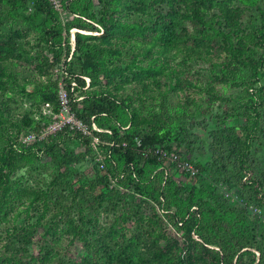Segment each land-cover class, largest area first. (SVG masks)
<instances>
[{"label": "rangeland", "instance_id": "1", "mask_svg": "<svg viewBox=\"0 0 264 264\" xmlns=\"http://www.w3.org/2000/svg\"><path fill=\"white\" fill-rule=\"evenodd\" d=\"M153 1L156 0H49L55 13L50 17L36 11L34 0H0V64L9 74L0 101L11 111L0 133L13 135L7 143L21 153L22 161L13 179L38 194L51 190L46 206L40 200L39 204L18 202L5 219H0V261L5 264L18 255L16 234L30 237L31 242L21 253L25 259L34 257L39 263L43 260L53 264L88 255L72 222L78 219L81 206L86 207L85 229L104 235L112 244L133 236L163 239L169 233L183 234L185 225L177 220L193 214L192 260L197 259L199 264L209 263L210 258L196 243H204L210 233L216 234L209 223L211 209L216 210L217 218L233 221L235 227L251 226L255 233L264 230V195L256 193L247 178L240 180L236 172L216 163L211 135L213 131L235 127L244 136L249 126L255 158L264 168V100L260 96L264 95V0H228V7L240 14L233 26L243 39L240 43L262 63L255 76L243 66L230 75L228 67L220 64L226 58L224 53L220 58L214 55L212 61L195 59L189 65L183 64V54L177 46L162 55L172 60L164 58L168 65L178 69V74L169 78L156 67L159 56L154 51L158 45H149L144 35L116 44L119 56L131 64V56L151 48V60L138 56L142 60L130 72L122 73L127 77L115 92L130 95V105L141 117L151 119L162 112L161 121L171 131L164 145L143 148L138 140L136 158L128 163L123 148L117 151L119 144L110 140L115 130L122 132L131 126L132 116L123 107L112 119L93 117L87 123L81 117L83 99L92 88L86 75V91L75 80L83 73L82 62L74 54L76 37H105L101 22L104 15L120 17L128 24L144 19V10L150 9ZM154 5L155 10L162 6ZM53 29L60 35H54ZM184 43L177 41V45ZM116 64L121 66L122 62ZM150 64L153 67L146 68ZM137 71L142 73L138 80L133 77ZM121 79L117 75V83ZM249 80L257 84L246 91L244 83ZM56 88L59 105L43 97L53 95L55 91L50 89ZM256 89L262 91L257 93ZM24 119L32 120L30 126ZM95 133L108 137L101 141ZM86 135L93 137L90 145L86 144ZM66 153H72L71 167L78 177L90 181L101 180L113 167L108 183L97 186L98 194L107 195L104 204L91 206L84 193L76 195L74 203L71 185L51 189L57 171L52 162ZM74 181L75 187L78 178ZM196 201L200 204H194Z\"/></svg>", "mask_w": 264, "mask_h": 264}, {"label": "trees", "instance_id": "2", "mask_svg": "<svg viewBox=\"0 0 264 264\" xmlns=\"http://www.w3.org/2000/svg\"><path fill=\"white\" fill-rule=\"evenodd\" d=\"M34 1L38 13L54 17L55 13L49 0ZM155 3L162 6L155 10L153 9ZM228 6V0H156L150 4V9L144 10V19H136L132 24L123 23L120 17L104 15L101 22L105 28L106 36L103 38L96 37L87 40L83 35L76 37L74 54L82 62L83 73L78 75L75 80L78 82L79 88L86 91V80L83 78V75H86L91 80L89 88H92V92H88L83 99L84 108L81 117L87 123L93 117L98 119L105 116L112 119L118 116L123 107L132 116L131 126L128 129H123L122 132L115 130L112 133V139L110 136V140H115V144H119L120 149L116 148L117 151L123 148L128 163L133 162L136 158L135 147L138 140L143 148L164 145L170 138L171 131L166 129L169 127L162 123L161 111L155 113L151 119L141 117L136 109L131 107L130 104L133 99L130 95L124 96L115 92L119 91V84L122 85L124 78L127 77L126 75L123 76L122 73L130 72V69L137 66L138 62L142 60H138V56H145V59L151 60V48H145L146 54L139 53L137 57L136 54L131 56V64L124 60L125 58L121 55L119 56L120 49L115 47L116 44L120 45L134 36L144 35L149 45L152 47L158 45L154 51L159 56L155 64L160 70L165 71L169 78L177 75L178 69L168 65L164 58L172 60L168 56L163 58L162 55L167 54L177 46H179V52L183 54V64L189 65L195 59L212 61L214 55L220 58L224 53L227 54L226 58L220 64L228 67L230 75H233L234 69L243 66L249 68L255 76L262 67V63L254 55L248 53L250 49L245 48L240 43L243 39L233 29L234 23H237L240 18V14L239 11ZM127 27H130V30ZM225 28H228L229 31H226ZM53 31L54 35H60L56 29ZM177 41L185 43L177 45ZM190 42L193 43L190 44ZM210 45H213V50H211L215 54H212ZM113 53H118L117 57H113ZM127 60H130V57ZM118 61L122 62L121 66L116 64ZM236 62L240 65L238 66ZM214 65L218 66L217 64ZM152 67L150 64L146 68ZM142 68L145 70L144 67ZM8 75L0 64V97L2 89H5L9 83V78H6ZM117 75L122 78L120 83L116 81ZM133 77L138 80L142 77V73L134 72ZM256 82V80L253 83L251 80L246 81L244 83L246 91L253 88L251 85L255 86ZM50 91H55V93L53 95L45 94L43 97L55 105L61 104L58 99V89H50ZM69 91L71 90L69 89ZM260 91L262 89H256L257 93ZM260 96L264 100V95ZM7 107L4 102L0 101V127L11 114ZM249 114V110H247L248 123ZM23 122L26 126H30L32 120L24 119ZM245 131L247 133L244 136L240 135L235 127L213 131L211 133L213 158L216 163L222 165L223 169L236 172L240 180L247 178L246 181L251 183V188L256 189V193L264 195V168L259 167L255 158L252 129L246 126ZM0 135L2 137L0 139V219L3 220L18 202L26 203L25 201L29 200V204H39L42 201L41 204L46 206L51 190L41 191L42 193L38 194L31 191L33 190L32 187L20 184L13 179V173L19 168L22 161L21 153L13 144L7 143V140L10 142L13 135L7 132L5 134L0 133ZM95 135L101 141L108 137L104 133H95ZM84 139L86 144L90 145L93 137L86 135ZM71 156L72 153H66L64 156L53 160L52 163L57 165V171L51 182V189H59L63 186L67 188L71 185L69 189L75 194L74 203L77 200L76 195L84 193V196H88V202L91 206H101L107 201V195L103 192L98 194L97 186L108 183L113 167L110 166L109 173L103 176L101 180L90 181L87 177H78L77 173L74 172L71 167L73 161ZM155 160L152 159L153 162ZM73 178L74 180L78 178L75 187ZM194 204H200V201H196ZM85 208L81 206L78 209L79 217L72 222L76 224L75 228L73 227L76 230L75 234L83 240L88 249V255L53 264L200 263L195 258L194 261L192 260L191 243L193 241L191 232L195 226V223L191 225L193 214L189 218L184 215L180 221L177 220L178 224L185 225L183 228L185 233L183 234H180L179 231L175 235L169 233L163 239L160 237L133 236L112 244L106 242L104 235H96L85 229L86 223L83 219ZM209 213V223H211L216 234L210 233L204 243H196L201 245L202 254L210 258L209 263L206 264H264V230L261 233H255L251 226L235 227L233 221L217 218L215 209H211ZM168 217L170 216L168 215ZM186 217L187 219H185ZM16 238H18L15 245L19 251L18 255L13 256V259L7 264H46L43 260L39 263L34 257L25 259L26 256L21 255L25 246L31 242L29 236L16 234ZM210 245L217 246L218 249L209 247ZM0 264H5V261H0Z\"/></svg>", "mask_w": 264, "mask_h": 264}, {"label": "built area", "instance_id": "3", "mask_svg": "<svg viewBox=\"0 0 264 264\" xmlns=\"http://www.w3.org/2000/svg\"><path fill=\"white\" fill-rule=\"evenodd\" d=\"M160 152V151H159Z\"/></svg>", "mask_w": 264, "mask_h": 264}]
</instances>
